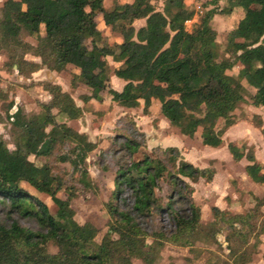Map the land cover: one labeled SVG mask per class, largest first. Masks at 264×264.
Masks as SVG:
<instances>
[{"label":"trees","instance_id":"16d2710c","mask_svg":"<svg viewBox=\"0 0 264 264\" xmlns=\"http://www.w3.org/2000/svg\"><path fill=\"white\" fill-rule=\"evenodd\" d=\"M217 1H202L197 20L186 28L185 21L191 18L193 9L184 0H162L160 8L157 0H111L109 7H104L102 0H3V65L6 69L14 66L22 76L41 65L65 72L70 87L83 85L89 89L88 94H79L83 102L90 98L101 102L105 93L121 106L135 107L142 101L145 113L151 99H156L160 113L182 134L191 136L199 130L202 144L218 146L225 128L235 121L233 109L244 99L241 78L253 89L251 100L264 106V0H227L226 7ZM232 5L240 6L243 14L227 31L221 52L209 21L213 13L230 11ZM97 17L108 32L97 26ZM135 18H143L137 28L132 25ZM25 35H33L35 43L26 41ZM26 53L38 56L39 61L25 58ZM106 56L119 61L110 73L124 81L120 89L110 85ZM234 64H239L236 76L226 72ZM41 86L50 97L38 102L37 111L25 113L17 106L8 112L12 101L2 103L0 121L8 122L12 148L0 135V264H131V257L151 264L162 245V233H152L151 241L146 242L138 217L161 211L169 214L174 232L184 235L185 241L195 237L201 226L199 208L191 200V185L183 178L210 180L214 170L185 160L175 146L148 153L140 150L141 143L135 138L123 137L118 149L127 159L117 165L110 199L103 202L109 219L98 241L94 240L97 228L91 222L74 218L69 200L75 188L54 173L49 163H30L17 169L29 155L47 157L58 149L54 158L69 163V179L86 188L95 187L85 158L96 142L56 115L79 117L81 107L58 83L47 80ZM5 97L0 88V99ZM252 116L256 119L254 125L264 133L260 116ZM219 118L222 124L216 127ZM64 145L65 150H59ZM227 148L233 159L244 155L248 160L244 165L246 174L264 185V163L258 162L252 151L244 154L231 142ZM137 152L140 155L135 156ZM164 172L170 191L166 201L161 202L154 188ZM25 186L46 195L55 209L52 211ZM123 187L132 196L131 211L117 206ZM177 200L185 202V207L174 209L172 204ZM212 213L219 220L225 219V212L216 206H212ZM17 216L33 219L37 229L22 226ZM227 219L234 230L232 222L242 221V215L230 214ZM263 230L264 224L259 232ZM225 239L227 254H235L237 249L230 244V236L225 235ZM49 240L55 252L46 249ZM219 263L233 264L226 259Z\"/></svg>","mask_w":264,"mask_h":264},{"label":"rangeland","instance_id":"374dc122","mask_svg":"<svg viewBox=\"0 0 264 264\" xmlns=\"http://www.w3.org/2000/svg\"><path fill=\"white\" fill-rule=\"evenodd\" d=\"M2 1L0 0V5ZM103 2L106 7L110 4V0ZM216 15L217 19L214 21L215 41L219 51L222 52L226 31L220 25L219 17L222 15ZM188 24L185 22L186 28L191 25L188 26ZM39 29L42 33V25ZM23 38L32 44L35 43L33 35H25ZM5 59L4 52L0 51V88L6 94L3 100L0 99V113L3 114L2 103L10 100L12 104L8 112H12L17 106L22 107L25 113L37 111L39 109L38 102L44 100L48 93L42 88L41 83L50 79L47 77L49 74L46 75L48 79L44 77L43 70L22 76L16 72L14 66L6 69L3 65ZM107 63L110 73L111 68L116 66L117 62L111 63L108 59ZM238 66V64H234L226 72L236 76ZM54 79L67 88L72 93L73 99L78 101L79 90H71L74 88L69 85L67 73H56ZM240 81L243 86L244 99L238 102L232 111L235 120L233 124H236V127L232 124L230 129V126L225 128L228 131L225 133L224 130L221 135V143L218 146L202 144L199 130H196L191 136L182 134L177 126L164 119L156 99H153L148 106L149 113L145 114L146 117L141 116L143 113L142 101H140L139 105L132 109L111 108L102 116L95 114L81 119L80 123L86 125L85 128L89 130L91 139L96 142L93 150L85 158L87 172L94 180L95 187L86 188L75 180L69 179L68 172L71 169L69 163L56 161L54 158L58 149H55L53 154L47 157L29 155L27 160L18 163L17 169L27 167L30 163H49L54 173L59 174L66 184H72L75 188V195L69 200V205L74 211V218L79 222H91L97 228L94 240L98 241L107 230L109 219L103 202L110 199L112 178L117 165L127 159L126 154L118 149V144L123 137L135 138L141 143L140 150L148 153H159L161 148L175 143L172 146L178 149L182 158L198 167H212L214 173L210 180H205L203 177H198L195 181L183 178L192 187L191 200L199 208V223L201 225L195 237L189 239L190 241H185L184 235L174 232V223L169 214L164 211L153 216L138 217L139 227L146 232L144 235L146 242L151 241L152 233H162V245L151 264H220L219 261L223 259L233 264H264L262 259L264 257V230L259 232L260 227L264 224V185H255L258 195H254L245 181L243 173L245 160L243 158L233 159L227 148V144L231 142L245 154L250 151L253 153L255 147L257 160L261 164L264 163V133L260 131L259 126L254 125L256 119L252 116L257 111H260V113H256L259 116L264 115V107L260 109V107L252 105L250 94L253 90L244 78H241ZM52 111L56 112V109L53 108ZM138 114L139 116H137ZM56 115L62 119L61 114ZM134 118L138 120V123ZM262 123H264L263 120ZM221 124L222 119L219 118L216 127ZM8 126L5 119L0 121V135L6 140L7 146L12 148V144L9 142ZM65 148L64 145L59 150H65ZM140 153L137 152L135 156ZM25 188L46 202L52 211L55 209L46 195L33 191L29 186H25ZM169 191L167 174L166 172L160 173L154 193L161 202H165ZM59 194L64 196L62 192ZM116 203L119 208L131 211L132 196L128 188L123 187ZM212 206L225 212L224 220L214 217ZM172 207L180 210L185 207V202L177 200L172 204ZM234 213L241 214L242 221L232 222L234 228L232 230V227L227 223V216ZM16 219L22 226L37 229V224L31 218L17 216ZM212 221L216 223L211 225ZM241 233L243 234L242 238H240ZM210 234L213 235L210 236ZM225 235L230 236V244L237 249L235 254H227ZM112 236L115 234L112 233ZM181 240L184 241L180 243ZM46 249L49 252H55L56 247L51 240L47 241ZM261 250L263 251L262 257L257 253ZM130 260L131 264H146L139 257H131Z\"/></svg>","mask_w":264,"mask_h":264},{"label":"crops","instance_id":"0c3cea01","mask_svg":"<svg viewBox=\"0 0 264 264\" xmlns=\"http://www.w3.org/2000/svg\"><path fill=\"white\" fill-rule=\"evenodd\" d=\"M104 0H102V5L104 6V7H106L103 3ZM202 1H207V0H184V3H185V5L186 6H188V7H190V8H192L193 9V15L191 16V18H189V19H187L185 22H187V23H189V24H191L192 22H194V21H196L197 20V17H198V14H199V12H201L202 11V9H203V7L200 5V3L202 2ZM110 2H111V0H110ZM217 4L219 5V6H228V2H227V0H218L217 1ZM110 5V4H109ZM161 5H162V0H157V8H160L161 7ZM197 5H198V8H197ZM109 7V6H108ZM216 14H221L222 16L221 17H219L220 19H221V21H220V25H221V27H223V29H224V31H226V33H227V31H229L234 25H235V23H236V21L242 16V14H243V10H242V8L240 7V6H238V5H232L231 6V9H230V11H227V12H223V13H219V12H216V13H213V15H212V17H211V19H210V21H209V24L211 25V27L215 30V33H216V28H215V26H214V21H215V19H217L216 18ZM143 23V18H135V19H133V21H132V25L135 27V28H137L139 25H141ZM189 24H188V26H189ZM97 26L99 27V28H101V29H103L105 32H108V28H107V26L106 25H104L103 24V22L101 21V19L100 18H98L97 17ZM40 27V26H39ZM40 30V29H39ZM41 32V31H40ZM114 40L115 41H119V38L118 37H114ZM24 57L25 58H29V59H32V60H34V61H39V57L38 56H35V55H30V54H28V53H26L25 55H24ZM108 59H110V62L112 63V62H117V65L119 64V61L118 60H114L111 56H106V60H107V62H108ZM239 65V64H238ZM238 69H239V66H238ZM43 70V71H42ZM74 71H77V68H74L73 69ZM43 72V74H45V78L46 79H48V78H50L49 80L50 81H52V82H55V83H58L59 85H60V87L62 88V90H65V91H67L71 96H72V93L69 91V90H67V88H64L63 87V85H61V83L58 81V80H56V79H54L55 78V75H56V73H60V72H57V71H54V70H49V69H47L44 65H41L37 70H35V71H32L30 74H32V73H36V72ZM45 71H47V72H45ZM17 72V71H16ZM47 73L49 74V76L47 75ZM46 75H47V77H46ZM109 82L111 83V86L113 87V88H115V89H120V87L122 86V84H123V80L121 79V78H119V77H117V76H115L114 74H112V73H109ZM84 87V88H83ZM83 88V89H82ZM82 89V90H81ZM86 89V90H85ZM71 90H74V91H78L79 90V93H85V94H88L89 93V89L86 87V86H83V85H79V86H77L76 88H74V89H71ZM253 90V89H252ZM46 91V90H45ZM46 93H47V91H46ZM75 93V92H74ZM49 97H50V94L49 93H47L46 94V96H45V98H44V100H40V101H47L48 99H49ZM73 98V97H72ZM47 99V100H46ZM77 99H78V101L77 100H75V99H73L74 100V102H75V104L76 105H78V106H80L81 107V109H82V111H81V115L79 116V117H75V118H67L66 116H64L63 114H61L62 115V119H60L61 121H64L67 125H69L70 127H72L73 129H75L76 131H78V132H83V133H85L86 134V136H87V139L88 140H91V141H93L94 142V140L93 139H91V134H90V132H89V130H87L86 128H85V126L86 125H84V124H81L80 123V121H81V119H86V117H89V115H97L98 113H96L95 111L96 110H98V109H102V112L99 114V116H102L103 114H105V113H107L111 108H119V109H125V110H127V109H132V108H135V107H126V106H121V105H118V104H116L114 101H112V100H110V97H109V95H107V94H103L102 95V100H101V102H98V101H96V100H94V99H92V98H90V99H88L86 102H83L80 98H79V96L77 95ZM151 100H153V99H151ZM151 102V101H150ZM251 102H252V105H256L257 107H260V109L262 108L263 109V105H260V104H257V103H255V102H253L252 100H251ZM150 105V104H149ZM16 108V107H15ZM147 109H148V107H147ZM15 110V109H14ZM13 110V111H14ZM53 112V111H52ZM149 113V111H146L145 113L142 111V113L143 114H141V116L143 117H146V115L145 114H148ZM256 113H260V111H257ZM162 115V114H161ZM137 116H139V114L137 115ZM163 116V115H162ZM164 117V116H163ZM260 118H261V120H263V122H264V115H260ZM164 119H166L165 117H164ZM134 120H136V122L138 123V120L136 119V118H134ZM78 121H79V123H78ZM136 123V124H137ZM232 125V124H231ZM229 125L230 127H229V129L234 125ZM88 126V125H87ZM234 127H236V124L234 125ZM233 127V128H234ZM226 132L225 133H227V131L228 130H225ZM185 135V134H184ZM223 137V136H222ZM166 143V142H165ZM172 145H175V143H172ZM256 148L254 147V152H253V156H254V158L257 160V155H256V150H255ZM231 155V154H230ZM232 157V156H231ZM241 158H243L244 160V164L245 163H248V160L244 157V155L243 156H241L240 158H239V160L241 159ZM232 161V160H231ZM258 161V160H257ZM259 162V161H258ZM218 173V172H217ZM243 173H244V175H245V181H246V183H248V185L250 186V189H251V192L254 194V195H258V192L255 190V185H257V184H259V185H263V184H261V183H258V182H255V181H253L251 178H249L248 177V175L246 174V172H245V170H243ZM216 174V173H215ZM260 247V246H259ZM264 251V250H263ZM262 250L261 251H258L257 253L259 254V256H261L262 257V252H263ZM256 255V254H255ZM262 259L264 260V257H262Z\"/></svg>","mask_w":264,"mask_h":264},{"label":"built area","instance_id":"2783aa9c","mask_svg":"<svg viewBox=\"0 0 264 264\" xmlns=\"http://www.w3.org/2000/svg\"><path fill=\"white\" fill-rule=\"evenodd\" d=\"M197 8H198V5H197Z\"/></svg>","mask_w":264,"mask_h":264}]
</instances>
